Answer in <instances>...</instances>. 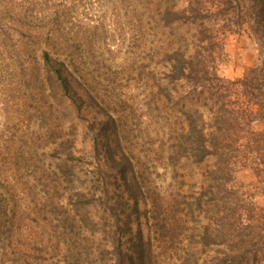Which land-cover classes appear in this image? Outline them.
<instances>
[{"label":"trees","instance_id":"16d2710c","mask_svg":"<svg viewBox=\"0 0 264 264\" xmlns=\"http://www.w3.org/2000/svg\"><path fill=\"white\" fill-rule=\"evenodd\" d=\"M187 3L158 11L160 19L148 13L150 27L141 31L142 38L152 35L151 43L160 47L156 57L163 59L151 78L158 105L174 101L184 117V143L175 140L168 153L173 172L181 175L172 177V192L152 190L144 169L121 149L118 115L106 113L120 147L117 154H103L114 173L104 174L99 165L97 172L82 173V183L73 175L79 187L68 205L61 203L72 207L61 219L70 228H62V264H264V207L248 201L236 177L239 170L260 171L264 188V0ZM44 14L0 9V40L32 39L34 30L37 37ZM140 22L143 27L145 19ZM228 32L247 35L258 51L257 65L238 81L219 75ZM52 51L57 55L42 51L44 68L69 109L84 113V98L93 101L97 93L89 85L86 90L88 78L83 83L75 64L62 59L69 52L56 49V42ZM63 140L62 155L75 163L74 142ZM187 180L194 181V191ZM157 254L169 261H156Z\"/></svg>","mask_w":264,"mask_h":264},{"label":"rangeland","instance_id":"374dc122","mask_svg":"<svg viewBox=\"0 0 264 264\" xmlns=\"http://www.w3.org/2000/svg\"><path fill=\"white\" fill-rule=\"evenodd\" d=\"M216 1L203 0L208 7ZM171 6L181 9L188 3L0 0L1 10L24 8L45 13L39 26L42 34L35 37L34 30L29 32L32 39L0 40V264H43L45 260L62 264L61 219L72 207L63 209L61 203L68 205L73 189L79 187L73 175L82 183L84 174L97 172L99 165L104 174L114 173L103 154H117L120 147L114 144L115 126L106 113L118 115L121 149L134 158L138 169H144L152 190L160 186L162 193L172 192V177L181 173L172 170L169 147L175 140L184 143L185 121L174 101L168 99L159 107L160 96L151 78L157 63L163 61L155 54L160 47L151 43L152 35L141 37L142 29L147 32L150 27L148 13L154 20L160 19L158 11ZM223 39L226 57L219 75L229 81L243 79L246 71L257 65V48L244 34L228 32ZM55 42L56 49L69 52L70 56L62 59L75 64L77 77L85 84L83 77L90 81L85 89L89 85L98 95L93 101L84 98V113L69 109L54 77L44 68L42 51L48 48L57 55L52 51ZM63 139L74 142L75 163L62 155ZM260 174L243 169L236 177L248 201L264 207ZM186 183L195 190L194 181ZM156 261L169 260L157 254Z\"/></svg>","mask_w":264,"mask_h":264}]
</instances>
